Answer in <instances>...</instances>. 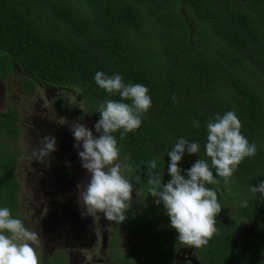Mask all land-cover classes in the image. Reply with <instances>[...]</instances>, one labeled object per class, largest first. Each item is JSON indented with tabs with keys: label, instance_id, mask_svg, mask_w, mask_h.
I'll return each instance as SVG.
<instances>
[{
	"label": "trees",
	"instance_id": "trees-1",
	"mask_svg": "<svg viewBox=\"0 0 264 264\" xmlns=\"http://www.w3.org/2000/svg\"><path fill=\"white\" fill-rule=\"evenodd\" d=\"M15 68L25 76L24 90L39 84L77 92L94 124L98 105L120 99L95 83L96 72L119 74L126 84L148 88L152 104L141 126L123 139L114 133L120 161L130 165L122 174L148 207L129 210L118 224L128 237L147 238L123 256L124 262L141 264L142 256L136 257L143 254L149 264H174L180 247L189 259L185 264H192L190 259L264 264V196L250 191L264 181V0H0V80ZM50 103L54 114L63 115L61 96ZM228 111L237 115L242 135L257 152L240 163L227 184L212 169L219 183L206 187L216 192L222 207L217 231L206 246L188 248L177 242L163 205L149 194L148 163L157 160L166 183L167 153L184 137L199 143L200 152L186 153L179 167L187 170L199 158L210 164L207 124ZM17 138V114L0 112V208L20 219L15 156L8 149ZM249 225L253 235L244 234ZM115 246L112 238L110 247ZM156 255L161 259L152 260Z\"/></svg>",
	"mask_w": 264,
	"mask_h": 264
},
{
	"label": "clouds",
	"instance_id": "clouds-1",
	"mask_svg": "<svg viewBox=\"0 0 264 264\" xmlns=\"http://www.w3.org/2000/svg\"><path fill=\"white\" fill-rule=\"evenodd\" d=\"M95 83L109 96L118 95L119 100L107 99L97 107L100 114L95 123V133L79 121L72 122L71 132L78 151L82 168L90 174L87 184H78V202L92 217L100 214L109 222L118 224L127 219L131 206L134 184L122 172L130 165L120 161V150L114 133L119 132L123 139L136 131L142 117L148 112L152 101L148 88L141 84H126L119 74L112 76L98 71ZM175 101V97H173ZM199 128V122H195ZM241 121L237 115L228 111L217 115L207 124L205 156L199 158L187 170L179 167L183 157L199 154L200 145L184 137L177 139L167 153L170 162L167 174L170 179L165 183L164 175L157 170V160L148 163V191L156 205H163L170 219V227L178 233L177 242L188 248L206 246L216 233V217L221 212L214 190L207 184H217V177L227 184L233 173L245 158L256 155L255 143H249L241 133ZM39 147L31 150L29 159L44 163L57 150L55 136H43ZM182 171L185 174L182 175ZM136 183L141 180L135 177ZM251 193L264 196V181L251 186ZM247 206V201H242ZM83 215V214H82ZM40 244L37 231L25 226L19 218H13L7 207L0 208V264H40L36 248ZM176 252V251H175Z\"/></svg>",
	"mask_w": 264,
	"mask_h": 264
},
{
	"label": "rangeland",
	"instance_id": "rangeland-1",
	"mask_svg": "<svg viewBox=\"0 0 264 264\" xmlns=\"http://www.w3.org/2000/svg\"><path fill=\"white\" fill-rule=\"evenodd\" d=\"M24 78L15 68L10 77L0 80V112L12 109L18 116V138L8 142V149L15 156L14 178L19 184L17 212L22 223L40 236V244L34 246L40 264H59L60 257L65 264H127L123 256L146 244L147 238L128 237L118 223L107 221L102 214L87 215L78 202L77 185H86L90 174L82 168L74 147L71 124L79 121L99 135L79 94L39 84L31 91L24 90L21 87ZM58 96L65 101L61 116L54 114L50 103ZM46 135L56 137L57 150L44 163L29 159L31 150L39 147V139ZM132 196L131 213L148 208L140 201L139 191L134 190ZM244 234L253 235L252 226H246ZM112 238L114 248L110 247ZM183 253L182 248L176 249L174 264L188 262ZM140 256L141 264L152 263L148 255L139 254L136 259ZM159 259L156 255L152 260ZM189 262L197 264L192 259Z\"/></svg>",
	"mask_w": 264,
	"mask_h": 264
},
{
	"label": "flooded vegetation",
	"instance_id": "flooded-vegetation-1",
	"mask_svg": "<svg viewBox=\"0 0 264 264\" xmlns=\"http://www.w3.org/2000/svg\"><path fill=\"white\" fill-rule=\"evenodd\" d=\"M61 260V259H60ZM59 264H62V260H61V262H59Z\"/></svg>",
	"mask_w": 264,
	"mask_h": 264
}]
</instances>
